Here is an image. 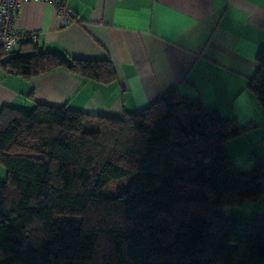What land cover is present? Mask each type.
Returning a JSON list of instances; mask_svg holds the SVG:
<instances>
[{
  "label": "trees",
  "instance_id": "trees-1",
  "mask_svg": "<svg viewBox=\"0 0 264 264\" xmlns=\"http://www.w3.org/2000/svg\"><path fill=\"white\" fill-rule=\"evenodd\" d=\"M256 61L248 88L264 111V47ZM0 67L28 79L63 68L117 80L109 59L31 41L0 47ZM254 127L175 88L121 117L67 104L2 108L0 264H264V219L224 212L264 195V158L239 170L225 148ZM104 205L126 225L92 220Z\"/></svg>",
  "mask_w": 264,
  "mask_h": 264
},
{
  "label": "crops",
  "instance_id": "crops-1",
  "mask_svg": "<svg viewBox=\"0 0 264 264\" xmlns=\"http://www.w3.org/2000/svg\"><path fill=\"white\" fill-rule=\"evenodd\" d=\"M62 3L73 10L68 20L57 14L52 2H24L14 29L38 31L39 51L109 59L117 80L103 84L63 68L28 79L0 67V112L43 103L121 117L143 110L175 88L206 107H218L223 117L241 126L255 125L225 145L236 167L250 168L264 158V111L248 88L264 47V0ZM5 177L0 165V179ZM257 204L252 216L264 219L263 204Z\"/></svg>",
  "mask_w": 264,
  "mask_h": 264
},
{
  "label": "built area",
  "instance_id": "built-area-1",
  "mask_svg": "<svg viewBox=\"0 0 264 264\" xmlns=\"http://www.w3.org/2000/svg\"><path fill=\"white\" fill-rule=\"evenodd\" d=\"M26 1L38 0H0V47L6 51H11L26 41L37 42L38 31L20 33L14 29L15 19ZM44 1L52 2L56 6L57 14L66 20L74 14L71 8L64 7L62 0Z\"/></svg>",
  "mask_w": 264,
  "mask_h": 264
},
{
  "label": "rangeland",
  "instance_id": "rangeland-1",
  "mask_svg": "<svg viewBox=\"0 0 264 264\" xmlns=\"http://www.w3.org/2000/svg\"><path fill=\"white\" fill-rule=\"evenodd\" d=\"M237 168L239 170H245V169L247 170V168L249 167H245L244 169H241L240 167H237ZM121 182L126 184L128 182V179H124ZM118 184L119 182L111 183L105 190L106 196H109L112 194V192H115ZM183 190H184L182 192L183 195L190 196V197L197 196V191H196L197 189L195 188L184 186ZM180 193H181V190H180ZM256 203H258L257 204L258 206H261V204H263L262 207H264V195L262 196V198L256 201L246 200L242 205L237 206V207L226 206L224 209V212L226 214L252 216L253 212L256 211V207H255ZM108 210L109 209L106 207V205L99 206L98 208H96V213H92L90 217L92 220L99 222L104 227L111 226V225L116 226L117 224L126 225V223H124L122 220H119L117 217H115L114 214H109ZM71 219H74V218H71ZM35 234H37V232Z\"/></svg>",
  "mask_w": 264,
  "mask_h": 264
}]
</instances>
